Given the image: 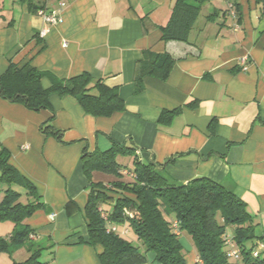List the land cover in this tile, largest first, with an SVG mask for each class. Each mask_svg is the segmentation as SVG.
Here are the masks:
<instances>
[{
  "label": "crops",
  "instance_id": "crops-1",
  "mask_svg": "<svg viewBox=\"0 0 264 264\" xmlns=\"http://www.w3.org/2000/svg\"><path fill=\"white\" fill-rule=\"evenodd\" d=\"M61 1L48 0L47 10L59 9ZM63 1V21L51 25L23 0H0V76L11 62L63 79L87 72L117 87L126 110L93 116L75 97L52 93V110L35 111L0 94V148L37 188L41 206L25 224L34 230L33 240L48 239L44 249L53 258L46 263L101 264L103 247L85 242L90 189L82 156L85 149L106 150L114 143L134 147L142 161L160 164L176 181L208 177L233 189L263 229L264 8L239 0L238 21L229 0H206L188 42L160 43V26L176 0ZM153 47L170 53L175 65L166 80L146 76L136 92V69ZM42 85L51 86L49 77ZM54 113L51 123L62 131L61 141L42 130ZM171 157L178 158L167 163ZM14 226L0 221V237H9ZM109 226L136 240L128 223ZM180 240L188 264H204L191 237L180 232ZM23 250L30 253L22 247L14 254ZM150 256V264H161Z\"/></svg>",
  "mask_w": 264,
  "mask_h": 264
},
{
  "label": "trees",
  "instance_id": "trees-1",
  "mask_svg": "<svg viewBox=\"0 0 264 264\" xmlns=\"http://www.w3.org/2000/svg\"><path fill=\"white\" fill-rule=\"evenodd\" d=\"M23 1L32 13L47 10L48 0ZM205 1L176 0L169 19L160 26V43L169 40L188 42ZM229 2L240 21L239 0ZM256 3L264 8V0H256ZM217 16L218 12L210 14L207 20ZM175 62L165 50L156 47L146 50L136 69L135 91L144 89L143 79L146 76L166 80ZM44 77L51 80L49 88L42 85ZM52 93L75 97L83 110L93 116H111L126 110V103L117 87H111L103 78L93 77L87 72L63 79L30 63L20 67L11 62L0 76L1 96L35 111L52 110L49 101ZM179 111L180 108L168 114L172 117ZM54 117L55 113L43 123L42 130L61 141L62 131L56 130L51 123ZM164 117L162 115L160 119ZM127 155L133 157L132 167L117 160L118 156ZM9 157L7 148L1 147L0 221L10 220L15 226L9 237H0V253L6 251L13 254L26 247L31 253L29 258L13 264H47L39 261L44 248L33 246L31 234L34 230L25 224V220L41 206L36 202L39 198L37 188L9 163ZM177 158L171 157L167 163ZM82 165L90 189L85 207L89 237L85 242L103 247L98 255L101 264H145L149 252L154 253L161 264H188L180 232L191 237L204 264H264V233L256 232L261 223L255 220L247 204L234 190L224 184L208 177H196L186 183L176 181L160 164L144 162L136 155L134 147L118 143L106 150L96 148L90 152L85 149ZM94 172L112 174L116 179L108 184L94 181ZM127 175L131 178L125 179ZM111 222L128 223L141 245L109 230ZM230 227L231 234L228 233ZM227 239H231L239 251L238 259L230 256ZM256 251L258 255H254Z\"/></svg>",
  "mask_w": 264,
  "mask_h": 264
},
{
  "label": "rangeland",
  "instance_id": "rangeland-1",
  "mask_svg": "<svg viewBox=\"0 0 264 264\" xmlns=\"http://www.w3.org/2000/svg\"><path fill=\"white\" fill-rule=\"evenodd\" d=\"M117 160L119 161V163L132 167L133 163H132V156L131 155H127V156H118ZM128 167V168H129ZM116 179L115 175L112 174H108V173H103V172H95L94 176H93V180L94 181H103V182H108V181H113ZM256 232L258 234H263L264 233V229L257 227L256 228ZM228 233L231 234L232 233V228L230 227L228 229ZM132 234V232H131ZM133 235V234H132ZM188 237H190L188 234H186ZM130 237V235L128 236ZM136 245H141V243H139L138 241L134 240ZM48 244V239H37V240H33V246H35V248L40 247H47ZM141 250H143L141 248ZM188 249L185 246V252H187ZM31 255V253H25V251H21L18 252L16 255L10 254L6 251L1 252L0 253V264H13V262L17 261V262H21V261H25L29 256ZM150 255H152V252L147 253V262L145 264H150L151 263V259H150ZM28 256V257H27ZM53 256V251H50L48 249H44L41 251V254L39 255V261L41 262H46V261H51ZM160 263V262H157Z\"/></svg>",
  "mask_w": 264,
  "mask_h": 264
},
{
  "label": "built area",
  "instance_id": "built-area-1",
  "mask_svg": "<svg viewBox=\"0 0 264 264\" xmlns=\"http://www.w3.org/2000/svg\"><path fill=\"white\" fill-rule=\"evenodd\" d=\"M65 6H66V2L62 0L60 2L59 9L53 10V11H47L45 9H40L38 11V14L41 15L48 24L55 25V24L61 23L63 21L62 11H63V9H64ZM231 9H232V15H235V11L233 10L232 5H231ZM46 33H47V29L46 28H43L40 31V34L42 36H44ZM243 63H246V59L243 60ZM55 217H56V214L55 213H52L50 215L51 220H54ZM108 229L111 230V231L118 232L117 226H109ZM31 237L34 238L35 236L33 234H31ZM227 244L231 248V250H230V256H232L235 259H238L239 258V251L235 247V245L232 242V240L231 239H227ZM261 246H263V245H261ZM254 255H258V252L257 251L254 252Z\"/></svg>",
  "mask_w": 264,
  "mask_h": 264
}]
</instances>
